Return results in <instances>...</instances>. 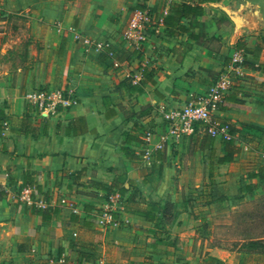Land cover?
I'll list each match as a JSON object with an SVG mask.
<instances>
[{
  "label": "crops",
  "instance_id": "obj_1",
  "mask_svg": "<svg viewBox=\"0 0 264 264\" xmlns=\"http://www.w3.org/2000/svg\"><path fill=\"white\" fill-rule=\"evenodd\" d=\"M181 2L202 13L152 35L141 55L122 41L134 10L167 16ZM7 15H26L30 37L13 65L0 30V264H264L262 254L208 246L202 215L180 213L177 194L170 228L142 213L165 201L170 169L203 214L264 194V0H0V26ZM77 36L111 48L86 49ZM143 68L153 71L146 84ZM223 77L246 107L213 112L234 131L232 161L210 164L196 135L157 150L167 128L155 109L205 95ZM35 88L66 90L75 103L41 117L25 100ZM213 148L221 153L220 139ZM29 161L58 208L49 219L16 197ZM122 189L118 223L99 226L106 191Z\"/></svg>",
  "mask_w": 264,
  "mask_h": 264
},
{
  "label": "built area",
  "instance_id": "obj_2",
  "mask_svg": "<svg viewBox=\"0 0 264 264\" xmlns=\"http://www.w3.org/2000/svg\"><path fill=\"white\" fill-rule=\"evenodd\" d=\"M164 11L161 16L153 17L149 9H136L132 12L125 30L121 33L124 43L130 45L136 54L143 53L144 44L152 35H158L163 27ZM81 40L86 49L95 51H109L111 46L108 42H92L85 38L76 37ZM231 89L227 78L219 79L214 87L205 95L192 98L190 101L175 107L160 105L155 113L161 118L167 128L165 135L160 137L157 150L174 146L179 140L186 139L197 133H208L214 140H234L230 126L213 118V112L219 109L222 97ZM25 100L38 115L44 118L54 117L61 110L72 106L75 101L71 94L58 88H35L25 94ZM150 131L142 133V139L149 140ZM148 152L144 156L148 157ZM35 193L30 188L22 187L17 193L18 201L26 207L35 206L37 209H45L50 206L41 198L33 200L31 195ZM62 203L64 201H61ZM123 212V197L119 193H110L104 206L98 213L97 222L99 226L116 225L118 215Z\"/></svg>",
  "mask_w": 264,
  "mask_h": 264
},
{
  "label": "rangeland",
  "instance_id": "obj_3",
  "mask_svg": "<svg viewBox=\"0 0 264 264\" xmlns=\"http://www.w3.org/2000/svg\"><path fill=\"white\" fill-rule=\"evenodd\" d=\"M5 19L6 23L0 26V30L5 33L3 36L5 46L3 48L7 51L8 56L5 57H8L9 64L15 65L20 61L18 57L29 49V19L26 15H7ZM170 171L171 169L167 170L168 175L163 188L166 197L167 193L171 198L177 194L176 199L180 205V207L178 205L180 213H200L202 215L199 217V227L202 228L204 234L206 231L208 246L229 251H244L245 249L251 251L254 248L264 255V248L247 244L251 238L248 233L264 232V199H262L264 194L255 199L233 203L232 206H229L230 209L224 212L210 211L209 214H203L207 213V210L193 206V191L184 188L180 190L177 181L178 170L174 169L172 173ZM194 207L195 210L193 211ZM163 227V230L170 228L167 223H164Z\"/></svg>",
  "mask_w": 264,
  "mask_h": 264
},
{
  "label": "trees",
  "instance_id": "obj_4",
  "mask_svg": "<svg viewBox=\"0 0 264 264\" xmlns=\"http://www.w3.org/2000/svg\"><path fill=\"white\" fill-rule=\"evenodd\" d=\"M200 2L204 1H216V0H199ZM171 14L163 17V27L167 30L170 27L175 26L181 17H197L202 13V7L200 5H190L186 2L181 3H173L171 5ZM169 35L172 33L168 32ZM247 52H252L247 50ZM143 75V84L150 82L151 75L153 73L152 70L143 68L141 70ZM220 108H241L245 109V105L243 101L237 99L234 94H225L220 102ZM146 110L141 111L140 115L145 112ZM231 129V127H230ZM232 133L234 131L231 129ZM194 136V135H193ZM192 137V136H191ZM214 139L208 133L196 134L195 144H197L194 150H208L209 152V161L212 164L214 161L218 164H223L227 162H231L234 158L235 154L238 153L239 148L234 145V140H222V151L220 154L216 155L215 149L213 148ZM90 184V183H89ZM96 186V185H91ZM22 187L30 188L35 193L31 195L33 200L41 198L46 203L50 202L51 192L50 191H43V187L39 181V172L36 167L31 166L30 161L27 163V167L24 174V180L21 186L18 189V193ZM121 196L123 195L124 190L117 191ZM110 191H106V194L109 195ZM6 191L0 187V198L5 196ZM264 199V198H262ZM19 203V202H17ZM31 212L38 214L43 219H49L52 214H56L58 212V208L50 209V206L45 209H37L35 206H31ZM145 218L154 223L155 227L161 228L163 227L164 223L172 224L175 222L179 211L177 210L176 203L173 198L167 194L165 201L160 203H149L146 205L144 210ZM262 223V222H261ZM264 223V222H263ZM262 223V224H263ZM251 235L249 241H247L248 245L253 247H260L264 248V232H257V233H248ZM247 254H260L258 250L251 249L239 251Z\"/></svg>",
  "mask_w": 264,
  "mask_h": 264
}]
</instances>
